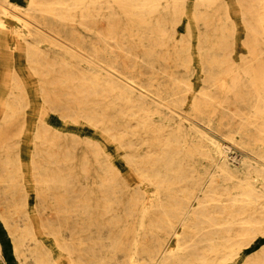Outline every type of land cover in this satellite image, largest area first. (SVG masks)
Here are the masks:
<instances>
[{
    "label": "bare ground",
    "instance_id": "6f19581e",
    "mask_svg": "<svg viewBox=\"0 0 264 264\" xmlns=\"http://www.w3.org/2000/svg\"><path fill=\"white\" fill-rule=\"evenodd\" d=\"M0 264H264V0H0Z\"/></svg>",
    "mask_w": 264,
    "mask_h": 264
}]
</instances>
